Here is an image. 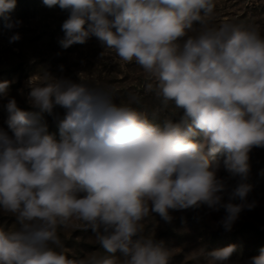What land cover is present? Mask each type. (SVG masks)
Listing matches in <instances>:
<instances>
[{
	"label": "clouds",
	"instance_id": "clouds-1",
	"mask_svg": "<svg viewBox=\"0 0 264 264\" xmlns=\"http://www.w3.org/2000/svg\"><path fill=\"white\" fill-rule=\"evenodd\" d=\"M42 2L68 14L62 48L95 37L101 56L111 52L114 62L143 70L144 92L160 110L183 115L156 122L115 103L119 89L82 74L78 81L46 69L31 76L32 110L9 98L7 130L0 127V213L14 218V227H0V264H169L171 249L146 234L145 221L155 215L170 224L172 211L202 205L223 209L220 224L230 231L245 208L255 207L248 201L249 153L264 148L259 25L215 24L217 0ZM16 3L0 0L8 28ZM20 39L16 33L9 43ZM9 85L0 82V97L9 96ZM57 106L65 110L59 139L44 121ZM217 155L230 177H239L235 186L218 174ZM69 227L91 230L103 254L69 258L60 236ZM235 251L232 244L194 258L228 264ZM248 264H264V250Z\"/></svg>",
	"mask_w": 264,
	"mask_h": 264
},
{
	"label": "rangeland",
	"instance_id": "rangeland-1",
	"mask_svg": "<svg viewBox=\"0 0 264 264\" xmlns=\"http://www.w3.org/2000/svg\"><path fill=\"white\" fill-rule=\"evenodd\" d=\"M7 15L15 26L8 28V21L0 16V82H10L9 96L0 97V127L7 130L5 105L9 98L15 97L21 108L32 110L26 96L28 80L45 69L57 78L78 81L79 74H82L93 84L114 86L119 89L114 97L115 103L131 104L145 111L156 122H162L168 115L172 116L174 122L181 119L182 110L175 115L160 110L159 101L154 95L144 92L145 74L135 62L116 63L112 59L115 54L111 52L101 56L104 48L95 37L84 44L62 48L60 41L65 36L62 23L68 14L58 7L49 9L42 0H17L15 9ZM223 21L254 22L264 35V0H217L213 22L219 25ZM16 33L21 35V39L9 43V38ZM21 89L24 95H21ZM133 95L140 97L139 103L131 101ZM158 110L159 114H154ZM64 114L65 110L59 106L54 108L52 114H44L48 132L57 139L60 138L58 122ZM215 159L221 164L218 174L225 177L230 186H235L239 177H230L223 167V156L217 155ZM249 166L247 182L252 185V191L248 201L254 202L255 207L245 208L230 231L220 224L224 210L214 211L207 205L172 211L174 219L170 224L155 215L145 221L146 234H152L158 241L163 240L171 249L169 264H205L203 257H194L203 250L212 251L232 244L236 245V251L228 264H248L251 257L264 250V148L254 147L250 151ZM0 227H14V218L0 213ZM60 236L63 251L69 258L103 254L91 230L86 232L69 227L61 229ZM117 264H120V258Z\"/></svg>",
	"mask_w": 264,
	"mask_h": 264
}]
</instances>
